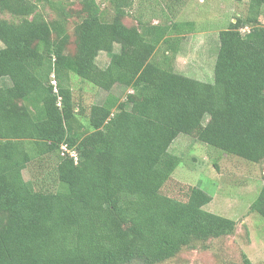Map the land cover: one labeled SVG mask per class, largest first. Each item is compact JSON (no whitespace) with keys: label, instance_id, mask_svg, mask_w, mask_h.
I'll return each instance as SVG.
<instances>
[{"label":"trees","instance_id":"obj_1","mask_svg":"<svg viewBox=\"0 0 264 264\" xmlns=\"http://www.w3.org/2000/svg\"><path fill=\"white\" fill-rule=\"evenodd\" d=\"M70 1L0 0V264H166L233 235L234 220L204 209L213 197L203 189L180 201L162 188L181 164L170 152L181 134L264 161V0L220 32L214 83L166 61L180 24H127L134 0ZM72 75L109 94L88 114L76 112ZM54 156L56 190L25 179ZM252 210L264 219V184Z\"/></svg>","mask_w":264,"mask_h":264},{"label":"rangeland","instance_id":"obj_2","mask_svg":"<svg viewBox=\"0 0 264 264\" xmlns=\"http://www.w3.org/2000/svg\"><path fill=\"white\" fill-rule=\"evenodd\" d=\"M78 1L80 0H71L70 3L78 8ZM251 2L252 0H134L125 21L131 26L139 22L154 25L180 24L177 33L181 40L176 55H167L164 52L165 45H161L153 62H161L166 54V61H171L176 72L202 82L214 83L220 32L228 28L237 16L248 17L251 14ZM73 5L70 7L74 8ZM108 10L105 18L112 19L113 11ZM53 18L56 19V15ZM259 21L264 25V4L260 8ZM242 31L246 32L247 28ZM3 47L0 41V48ZM74 49V46H69L68 53L72 54ZM121 50L122 45L116 44L115 52ZM109 62L110 55L106 52L101 53L97 60L101 67H106ZM81 80L72 75L70 86L76 112L81 107L88 114L92 105L102 103L109 94ZM4 83L6 80L0 79V86ZM128 92L127 88L116 86L112 94L125 100ZM86 123L83 120L84 127L88 128ZM195 138L181 134L174 141L170 152L180 157L181 164L162 188V193L187 201L192 187L203 189L213 197L212 202L204 209L234 220L236 231L233 235L213 238L185 248L166 264H264V219L252 210L264 184V161L248 162L225 154ZM57 162L56 156L49 162L34 161L24 171L25 179L33 181L44 190H56Z\"/></svg>","mask_w":264,"mask_h":264},{"label":"built area","instance_id":"obj_3","mask_svg":"<svg viewBox=\"0 0 264 264\" xmlns=\"http://www.w3.org/2000/svg\"><path fill=\"white\" fill-rule=\"evenodd\" d=\"M53 84H56V82L54 81ZM62 150L67 152L70 156L74 157L76 159V161H77V153H76V151H69V149L67 148L66 145L62 146Z\"/></svg>","mask_w":264,"mask_h":264}]
</instances>
